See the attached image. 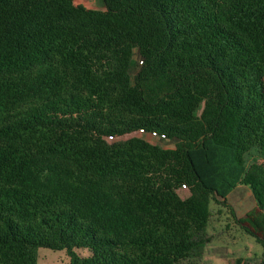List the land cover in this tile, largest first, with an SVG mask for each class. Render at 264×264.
<instances>
[{
	"label": "trees",
	"instance_id": "trees-1",
	"mask_svg": "<svg viewBox=\"0 0 264 264\" xmlns=\"http://www.w3.org/2000/svg\"><path fill=\"white\" fill-rule=\"evenodd\" d=\"M103 3L0 0V264H196L212 204L264 248L228 200L262 170L264 0Z\"/></svg>",
	"mask_w": 264,
	"mask_h": 264
},
{
	"label": "rangeland",
	"instance_id": "rangeland-1",
	"mask_svg": "<svg viewBox=\"0 0 264 264\" xmlns=\"http://www.w3.org/2000/svg\"><path fill=\"white\" fill-rule=\"evenodd\" d=\"M77 4H83L91 8H105L103 0H76ZM147 135V134H144ZM132 136L125 135L124 139ZM149 136V135H147ZM152 141L161 142L159 137H147ZM171 146L167 140L162 143ZM248 165L259 163L262 165L260 174L255 179L254 186L239 185L228 197L229 204L234 208L238 216H244L258 203H264V157L254 149L247 154ZM182 197H187L186 189L179 190ZM221 209V212H219ZM213 217L208 229L213 234V241L205 246L202 258L196 264H229L235 257L243 256L247 264H264V248L253 236L241 229L234 221L229 207L212 204ZM76 252L82 256L89 254L88 248H78ZM38 264H70V257L66 249L54 250L46 247L39 248Z\"/></svg>",
	"mask_w": 264,
	"mask_h": 264
},
{
	"label": "built area",
	"instance_id": "built-area-1",
	"mask_svg": "<svg viewBox=\"0 0 264 264\" xmlns=\"http://www.w3.org/2000/svg\"><path fill=\"white\" fill-rule=\"evenodd\" d=\"M144 132H145L144 129H141L140 130V133H144ZM151 136H157L158 137V135H156L155 133H152ZM110 139L112 140L113 139V136H110ZM183 188H186V185H183Z\"/></svg>",
	"mask_w": 264,
	"mask_h": 264
},
{
	"label": "crops",
	"instance_id": "crops-1",
	"mask_svg": "<svg viewBox=\"0 0 264 264\" xmlns=\"http://www.w3.org/2000/svg\"><path fill=\"white\" fill-rule=\"evenodd\" d=\"M145 137H157V136H151V135L147 136V135H145ZM149 140L152 141V139H149ZM152 142L156 143L157 141H152Z\"/></svg>",
	"mask_w": 264,
	"mask_h": 264
}]
</instances>
